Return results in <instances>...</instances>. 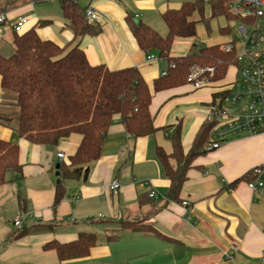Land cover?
Listing matches in <instances>:
<instances>
[{"label": "crops", "instance_id": "0c3cea01", "mask_svg": "<svg viewBox=\"0 0 264 264\" xmlns=\"http://www.w3.org/2000/svg\"><path fill=\"white\" fill-rule=\"evenodd\" d=\"M197 1L77 0L74 4L82 15L93 6L102 16L100 22L88 23L90 34L78 38L65 14V2L0 0V15L6 16L0 24V53H12L13 25L23 18V32L37 27L44 41L78 45L93 66L137 68L153 94L150 113L156 128L153 135L135 139L116 116L86 178L64 180L57 168L76 153L82 136L73 134L56 147L21 138L15 98L4 92L0 78V115L11 118L9 123L0 121V140L19 145L23 167V178L0 186V264H264V189L253 191L244 180L264 164V135L231 134L219 149L209 150L212 132L207 135L205 130L206 115L218 104V95L233 86L236 68L229 77L227 73L224 80L201 89L184 85L156 93L154 81L169 65L149 61L134 36L135 27L143 24L166 37L164 14ZM207 9L211 14L208 5ZM219 19L238 27L236 20L225 16L209 22ZM202 23L212 34L211 23H198L196 39L175 40L173 57L186 56L195 43L218 46H206L204 40L211 39L198 37ZM218 32L228 36L231 29L219 27ZM231 42L236 41L221 46ZM178 43L186 46L184 52H176ZM178 127L181 160L174 157L172 140ZM160 151L172 172L184 170L185 180L176 195L171 193L173 179L165 173ZM194 152L197 155L185 167ZM61 153L64 160L58 157ZM114 181L121 185L118 195L111 190ZM144 181L149 184L142 186ZM60 182L65 192L56 206ZM153 192L158 197L151 198ZM17 219L19 228L14 225ZM84 233L97 238L87 257L62 261L55 250L46 248L53 242L73 243Z\"/></svg>", "mask_w": 264, "mask_h": 264}, {"label": "trees", "instance_id": "16d2710c", "mask_svg": "<svg viewBox=\"0 0 264 264\" xmlns=\"http://www.w3.org/2000/svg\"><path fill=\"white\" fill-rule=\"evenodd\" d=\"M65 4V14L75 26L76 37L90 34L91 27L79 5ZM206 5L211 9L209 19L206 18ZM218 16H225L229 21L235 19L228 9L227 0L209 3L198 0L164 14L168 27L166 37L143 24L135 27L134 36L139 47L169 65L167 74L154 81V92L188 85L192 66L216 68L211 82L225 79L229 69L234 67L235 54L226 53L223 45L197 49L195 43L186 56L176 58L171 55L176 39H196V25L209 23ZM226 30L222 32L226 33ZM12 47L9 57L0 53V78L4 92L15 98L18 135L30 143L52 147L73 134L83 138L76 153L68 162L60 164L62 179L86 178L89 166L100 158L103 142L116 116L135 139L149 137L156 132L150 113L153 94L139 69L110 70L105 65L93 66L78 45L61 47L52 41H44L39 37L37 27L21 34L15 33ZM173 64L175 68H172ZM230 91L231 88L222 92L219 98L226 97ZM3 120L9 123L11 118L0 115V121ZM207 123L205 130L208 135L214 123ZM180 132L178 127L172 140L174 157L181 160ZM196 155L195 152L192 154L185 167H189ZM159 156L165 173L173 179L171 193L176 195L185 180L184 170L172 172L163 152L160 151ZM21 178L23 167L19 145L0 140V186ZM64 192V183L60 182L56 206L62 201ZM96 244L94 234L84 233L73 243L62 245L53 242L46 248L55 250L60 260L65 261L87 257Z\"/></svg>", "mask_w": 264, "mask_h": 264}, {"label": "built area", "instance_id": "2783aa9c", "mask_svg": "<svg viewBox=\"0 0 264 264\" xmlns=\"http://www.w3.org/2000/svg\"><path fill=\"white\" fill-rule=\"evenodd\" d=\"M65 3H77V0H60ZM212 0H206L207 3ZM230 13L238 22V30L244 41L241 44L231 42L224 45L226 53H234L236 79L230 94L220 98L218 104L206 115V121L214 123L209 150L219 149L231 134L247 136L264 135V0H227ZM84 17L89 24L101 21V13L93 6L87 7ZM6 22V16L0 15V24ZM26 19L20 18L14 25L15 33H23ZM197 49L202 45L196 44ZM195 52V51H194ZM194 52H191L193 54ZM149 61H157L155 55L148 56ZM175 68V65H172ZM167 72L162 74L165 76ZM216 75V68L192 66L188 76V84L194 89H201L210 83ZM60 160L64 154L58 155ZM248 187L253 190L264 189V164L252 169L244 177ZM144 181L142 186L148 185ZM121 185L114 181L111 190L118 195ZM151 198L158 195L153 192ZM188 206V203H184ZM21 226V220L14 223ZM236 250V246L232 247ZM264 261V260H263Z\"/></svg>", "mask_w": 264, "mask_h": 264}, {"label": "rangeland", "instance_id": "374dc122", "mask_svg": "<svg viewBox=\"0 0 264 264\" xmlns=\"http://www.w3.org/2000/svg\"><path fill=\"white\" fill-rule=\"evenodd\" d=\"M209 17H210V12H209V9H207L206 10V18L209 19ZM196 19H198V17H196ZM204 23H206V22H204ZM209 23H211V26H210L211 27V31H212L211 32L212 34L210 33L211 35H209V32L207 31V27L203 23L200 24L197 27L198 37L200 39L204 40V37H208V38L211 39V40H204L206 46H209L210 44L221 45V44H224V42L229 41V40L236 41L238 44H241V42L244 41L243 36H241V34L239 33L238 27L235 26L234 24L227 23L224 19L213 20L212 22H209ZM219 27H221V28H230L231 32L228 34V36H221L219 34V32H218L219 31ZM166 28H167V26H166ZM217 43H219V44H217ZM203 46H205V45H203ZM185 47L181 46V44L178 43L175 46L176 52H184L185 49H186ZM1 54H3L6 57H9V56H11L12 53H9V52H7L5 50H2ZM179 55H181V54H179ZM232 73H233V68L231 67L229 69V72H228L227 76L229 77L230 75H232ZM209 84L210 83H208L204 87L208 86ZM218 96L220 97V94Z\"/></svg>", "mask_w": 264, "mask_h": 264}, {"label": "water", "instance_id": "95a60500", "mask_svg": "<svg viewBox=\"0 0 264 264\" xmlns=\"http://www.w3.org/2000/svg\"><path fill=\"white\" fill-rule=\"evenodd\" d=\"M57 169H60V167L58 166V168Z\"/></svg>", "mask_w": 264, "mask_h": 264}]
</instances>
